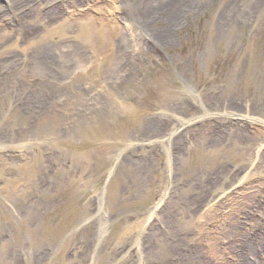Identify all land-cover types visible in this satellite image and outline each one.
I'll list each match as a JSON object with an SVG mask.
<instances>
[{
    "label": "rangeland",
    "instance_id": "obj_1",
    "mask_svg": "<svg viewBox=\"0 0 264 264\" xmlns=\"http://www.w3.org/2000/svg\"><path fill=\"white\" fill-rule=\"evenodd\" d=\"M163 1L0 0V264H264V0Z\"/></svg>",
    "mask_w": 264,
    "mask_h": 264
},
{
    "label": "bare ground",
    "instance_id": "obj_2",
    "mask_svg": "<svg viewBox=\"0 0 264 264\" xmlns=\"http://www.w3.org/2000/svg\"><path fill=\"white\" fill-rule=\"evenodd\" d=\"M7 1V5L8 6H10V7H16L17 5H19V2L21 1V0H6ZM133 1H136V5H135V10H134V12L137 14V16L140 18V16L141 17H143V15H144V13H145V11L144 12H141V10H142V8L144 9H146L147 8V6H149L150 8L151 7H155V6H153V5H156V6H159V5H165V1H159V0H151V2H149L148 4H146V3H144V4H139L140 6H141V8H139V9H137L136 10V8H137V0H132V3H134ZM167 1V0H166ZM168 1H171L170 2V4L169 5H171V3H172V1L173 0H168ZM159 3V4H158ZM168 10V9H167ZM166 10V11H167ZM147 11H149V10H147ZM35 12V11H34ZM34 12H32V13H28V14H30V15H27L25 18H24V20H25V22H30V21H32V20H34V19H36V18H38V16H37V14H33ZM167 15V14H166ZM151 18H152V16H151ZM150 19V18H149ZM99 33H103V31L100 29V32ZM0 40H2V38H0ZM120 47V46H119ZM41 48V47H40ZM43 48H46V47H43ZM39 51V49L38 50H33V52H31L30 54H29V56H28V60H27V66H25V70H27L26 72H30V70H33V69H37L38 70V72L39 71H41V72H43V73H46L47 72V70H49L48 68L50 67V60H51V58H52V54H51V57H49L48 56V54L47 53H45V51L44 50H42V51H40V52H38ZM67 57H68V54L66 55ZM58 64H60V63H53V67L54 66H56V65H58ZM59 66V65H58ZM58 68H61V67H57V69ZM29 70V71H28ZM42 77H44V78H46L45 76H44V74H42ZM54 76L52 75V78H53ZM45 86V89H46V92H49L50 93V87L47 85L46 86V84L44 85ZM42 88V87H41ZM45 89H44V92H45ZM41 90H43V89H41ZM41 90H40V92H41ZM48 96V95H47ZM43 110V109H42ZM41 110V111H42ZM40 111V112H41ZM45 111V110H44ZM44 111H43V113L42 114H44ZM155 208V207H154ZM181 258V257H180ZM180 261V260H179Z\"/></svg>",
    "mask_w": 264,
    "mask_h": 264
}]
</instances>
